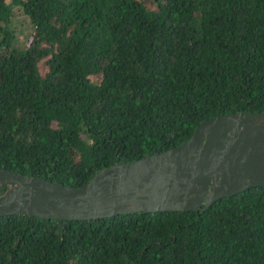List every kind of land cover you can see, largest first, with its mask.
Instances as JSON below:
<instances>
[{
    "label": "trees",
    "instance_id": "16d2710c",
    "mask_svg": "<svg viewBox=\"0 0 264 264\" xmlns=\"http://www.w3.org/2000/svg\"><path fill=\"white\" fill-rule=\"evenodd\" d=\"M239 111L264 113V0H0V169L80 186ZM0 264H264V186L197 211L0 216Z\"/></svg>",
    "mask_w": 264,
    "mask_h": 264
},
{
    "label": "water",
    "instance_id": "95a60500",
    "mask_svg": "<svg viewBox=\"0 0 264 264\" xmlns=\"http://www.w3.org/2000/svg\"><path fill=\"white\" fill-rule=\"evenodd\" d=\"M0 185L6 187L0 216L68 221L204 210L216 199L264 186V113L209 117L176 146L101 168L80 186L5 169Z\"/></svg>",
    "mask_w": 264,
    "mask_h": 264
},
{
    "label": "rangeland",
    "instance_id": "374dc122",
    "mask_svg": "<svg viewBox=\"0 0 264 264\" xmlns=\"http://www.w3.org/2000/svg\"><path fill=\"white\" fill-rule=\"evenodd\" d=\"M16 15H18V11L16 12ZM19 16L20 15H18V17ZM26 33H27L26 29L21 30L20 31V35H19V39H23ZM37 68H38V71H39L40 74H43L46 71V68L43 65V62L42 61H39L37 63Z\"/></svg>",
    "mask_w": 264,
    "mask_h": 264
}]
</instances>
